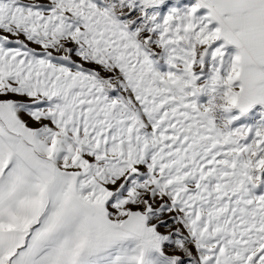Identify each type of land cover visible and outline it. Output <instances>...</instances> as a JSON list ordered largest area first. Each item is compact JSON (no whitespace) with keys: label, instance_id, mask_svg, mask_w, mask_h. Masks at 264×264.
Listing matches in <instances>:
<instances>
[{"label":"snow or ice","instance_id":"6c2138e0","mask_svg":"<svg viewBox=\"0 0 264 264\" xmlns=\"http://www.w3.org/2000/svg\"><path fill=\"white\" fill-rule=\"evenodd\" d=\"M257 105L264 0H0V264H264Z\"/></svg>","mask_w":264,"mask_h":264},{"label":"rangeland","instance_id":"374dc122","mask_svg":"<svg viewBox=\"0 0 264 264\" xmlns=\"http://www.w3.org/2000/svg\"><path fill=\"white\" fill-rule=\"evenodd\" d=\"M229 50L233 52L234 54V50L232 48H230V46H228ZM158 70L160 71H167L168 70V66L166 65V63L164 62H160L157 65ZM207 102V97L206 96H201L199 99V103H206ZM238 115V110H234V113ZM224 114L222 112H218L217 113V117L218 120L217 122L219 123V117H222ZM260 124H264V117L262 116V113H252V114H247L243 117L240 118L239 121L234 122V127H239V126H246V127H251L253 129V132L250 133L249 138H248V142L251 141L252 136L254 134L255 128L257 126H259ZM255 192V194L259 195V194H264V185H260L258 186L256 189L253 190Z\"/></svg>","mask_w":264,"mask_h":264},{"label":"crops","instance_id":"0c3cea01","mask_svg":"<svg viewBox=\"0 0 264 264\" xmlns=\"http://www.w3.org/2000/svg\"><path fill=\"white\" fill-rule=\"evenodd\" d=\"M230 48H232L234 50L233 46H230ZM235 51V50H234ZM252 113H264V107L257 105L255 106L252 110L249 111L248 114H252ZM247 115V114H246ZM264 117V116H263Z\"/></svg>","mask_w":264,"mask_h":264}]
</instances>
